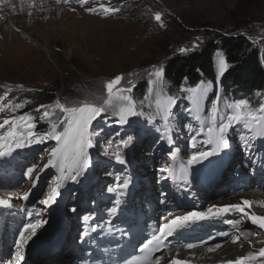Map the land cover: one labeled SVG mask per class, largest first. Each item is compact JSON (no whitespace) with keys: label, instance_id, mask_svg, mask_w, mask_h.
Masks as SVG:
<instances>
[{"label":"rangeland","instance_id":"rangeland-1","mask_svg":"<svg viewBox=\"0 0 264 264\" xmlns=\"http://www.w3.org/2000/svg\"><path fill=\"white\" fill-rule=\"evenodd\" d=\"M13 2L15 3L13 4ZM13 2L11 3L16 6L14 10L9 8L8 4H5L6 6L4 4V6L0 5V9L3 11L5 9L16 12L10 16L14 14L18 16V22L8 19L5 15L0 18V95L7 92L9 88L11 89L4 101V111L0 114L3 119L31 114L36 122L38 132H46V129L48 131L50 123L56 122L62 115L57 109L55 115L48 119H41L44 109H40L38 112L37 109L40 105L53 104L58 98L62 103L67 102L69 106L84 101V99L102 103V99L97 100V97L107 98L104 85L117 75L126 77V80L121 81V86L127 87V79L133 81L135 87L131 95L134 99L136 87L138 88V84L143 81L147 86L145 91H149L148 98L145 99L146 94L136 98L139 102L153 106V100L156 97L152 96V92L153 90H159L164 94V91L160 88L164 84L161 81L158 85L150 86L149 81L154 80V77L149 76L152 66L165 67L169 60L181 53L180 48L191 49L194 42L201 43L202 38H206L210 33H217L218 31L233 33L242 30V33L248 37L247 42L250 44L251 49L255 50L258 56L264 55V0H89L84 8L96 7L98 13L85 11L77 0H69L68 3H64L63 0L60 3H57V0H14ZM33 3L35 6H31ZM134 3L135 7L130 8L127 12V8ZM101 4L106 7L117 8L120 6L121 8L118 12L105 15L102 11H99ZM23 8L27 12L21 15L19 9ZM72 9H75V11ZM157 12L161 13V21H156L154 18ZM1 13L3 12H0V15ZM19 27L21 30H18ZM22 31L25 32L24 34L27 37L22 36ZM197 37H199V41H197ZM212 54L214 55L213 68L218 72V58L219 55H222V52L219 48H216ZM230 69L229 66L226 73ZM132 73L135 75H129ZM184 79L186 78L182 77L180 80ZM181 81H179V85ZM225 84H228V82ZM179 90H176L177 93ZM208 93L209 91L206 92V94ZM26 96H33V99L28 101L29 103H22V99ZM93 96L96 99H92ZM204 97L205 95L199 101L200 109ZM14 100H17V102H14ZM219 103L222 105L221 100ZM13 105H22V107L13 108ZM227 113L228 111L223 107H218L217 123ZM185 120L181 118L180 114L175 115L173 126L175 131L170 138L165 137L163 149L156 148L153 141L141 142L139 138L129 148H120L119 151L126 156L128 161L125 165L117 163L113 154L105 159L97 155V147L89 149L90 167L80 178L83 179L87 171L96 169L100 182L105 184L113 182L109 186L125 177H131L132 180L138 179L141 184L139 189L136 190L134 198H137L135 203H141L142 209L148 204V199L150 200V197H146V195H149L146 189L154 186V201L150 200L148 205L153 207L150 211L156 213L157 210L154 211L156 208L160 209L164 206L161 198L166 197L165 192L171 190L169 183L172 182L173 184L172 177L164 179V176L157 170L168 163L174 166L177 173L180 165H188L187 161L194 152L208 150L211 147L207 143V129L211 127L209 124L211 113L205 124L203 136L196 139L195 144H193L186 131ZM131 125L132 123L123 125L120 132L123 135L126 133L134 134L133 130H129ZM159 126L162 127L161 122ZM109 127L111 128V126ZM62 129L63 125L58 128V130ZM9 130V127L5 126L0 129V134L4 136ZM110 130L112 135L116 131L113 128ZM20 131L23 130L20 129ZM111 134L107 133V140L104 145L108 146V141H112V147H115L119 144L121 138L119 140L117 138L112 139L109 136ZM149 135L147 133L145 138ZM228 135L230 147H236L238 144L233 139L231 130ZM100 139L97 140V146H103ZM169 140L173 144H169ZM145 143L146 147L143 146ZM37 145L16 149L12 156L0 159V200L11 204V208H8L7 212H14L15 210V213H19L18 208L22 204L19 197H22L25 193H29L28 198L33 202L29 206L36 205V202L41 204L51 193L53 186L59 182L57 177L58 174H61L59 171H69L71 173L68 167L71 164V155H69L63 166L45 168L44 165L47 164L51 149L57 145L54 143L47 144L46 141L39 144V147ZM27 150L30 154L23 160L22 154ZM114 151L112 149V153ZM170 152L177 154L174 161L169 158ZM235 156L236 162L229 159L223 167L229 169L231 168L229 166L230 162L234 163L232 170L227 169V174H225V178L232 184L231 189H228L227 184L220 183L223 177L211 180L213 184L207 190L198 188L194 192L197 197L207 196L201 202V206H197L198 210H207L209 204L206 207L204 205L212 197L226 198L239 192L261 190L258 184L263 181L264 174L260 172L259 156L247 154V149L243 147L237 149ZM216 158L217 156L212 157L211 160ZM33 165H36L37 168L33 172L32 178H29L26 171L28 167ZM131 166L134 168L129 170ZM96 171L94 172L96 173ZM229 173L231 176L228 177ZM241 173L244 174V178L241 177ZM244 183H249V185L245 186ZM67 184L62 188H66ZM27 185L28 188H25ZM217 186V190L212 191ZM97 188L100 187L97 186ZM262 189L264 190V187ZM73 190L74 188L68 190L63 205H66L65 207H67L70 215H74L79 227V220L82 217L78 218V209L82 208L85 195L79 191L73 193ZM218 190L219 193H223L218 194ZM200 191L204 193L201 194ZM167 198V202L174 201L172 196H167ZM242 200L240 199L239 202ZM247 200L252 205L251 197ZM116 202L117 199L113 200L111 205ZM2 207L0 206V221H2V218H4V221H2L0 227L4 232H7L8 227L12 225L13 234L8 238V242H11L14 233L17 231L18 224L15 221L17 215L3 213ZM3 211H5V208ZM91 213L94 215L93 211L88 214ZM257 213L264 216L263 211ZM49 214L52 215L48 211L45 212L47 217H51ZM21 215L23 214L21 213ZM159 217L160 215L155 217V220H160ZM227 219H231V217ZM43 226L41 225V227ZM241 229L240 231L246 230L253 236L251 241L247 240L245 243L247 249L255 246L264 248V229L257 226V229L253 230L248 225ZM58 231H61V229L59 228ZM78 233H80V229ZM216 233L214 231L199 234L195 232L190 237L203 236L201 240L195 241L193 245L205 246L215 245L230 238V235L213 239L209 236ZM76 236L78 238V235ZM175 241L171 246L180 244V246L188 248L186 246L189 242H184V237L177 241L178 244ZM9 247L11 248V253L8 251L10 256L13 254L14 248ZM55 250H57L56 247L52 248L50 253ZM69 252L71 253L70 249L66 253L62 252L58 258L50 260L57 262L53 264H77L76 262L79 260L74 261ZM79 252L82 253V248H79ZM165 253L163 251L160 256L164 257ZM1 255L5 259L8 253ZM48 260L49 258L44 257L36 258L31 264H46L49 263ZM180 260L184 261V259ZM261 260H264V258H259L254 264H261ZM12 263L8 260L5 264Z\"/></svg>","mask_w":264,"mask_h":264},{"label":"snow or ice","instance_id":"snow-or-ice-1","mask_svg":"<svg viewBox=\"0 0 264 264\" xmlns=\"http://www.w3.org/2000/svg\"><path fill=\"white\" fill-rule=\"evenodd\" d=\"M61 0H57L60 3ZM64 3H68L69 0H63ZM79 5L84 6L89 3V0H77ZM7 3L10 8L15 9V5L11 3V0H0V5ZM31 6H35L34 3ZM75 11V9H72ZM89 13H98L96 7L84 8ZM120 9L113 7H106L103 4L100 5L99 11H102L105 15H109L118 12ZM0 18H3L0 16ZM155 20L161 21V13H155ZM199 41V37H197ZM199 47L198 43H193L191 49ZM190 48H180L181 53L191 50ZM229 64L223 55H219L218 58V75L223 76L227 71ZM129 75H135L134 73ZM149 76L154 77V80H150L149 84L158 85L163 80L164 68L156 65L152 66V71L149 72ZM126 80L123 75H117L114 78L108 80L104 87L107 91V98L97 97V100L102 99V103H96L91 100H84L77 102L69 106L67 102L62 103L58 98L53 104L40 105L37 111L44 109L41 115V119H48L56 114V110L62 114L56 122L50 123L49 130L46 132L36 131V122L31 114H24L20 116H13L8 119H3L0 122V129L5 126L9 127V131L0 136V159L12 156L16 149H24L37 144H43L47 140H54L56 147H53L49 153L47 167L63 166L71 155V164L68 165L71 170V174L67 176V179L73 182H79L81 176L90 167L89 149L94 147L93 137H98L103 129L96 131L92 128L93 121H96L102 114L111 113V115L117 117L115 123L123 126L130 125L132 117L143 116L144 113L137 109L136 100L132 97L131 93L135 84L131 79H127V87L121 86V81ZM5 92L0 95V112L4 111V101L8 97L9 92ZM192 95V102L199 107L200 99L206 94V87H197L189 89ZM259 95V93H257ZM148 97L146 96L145 99ZM218 102L219 97L211 101V121L212 126L208 127V141L211 145L210 149L194 152L190 159L187 161L188 165H204L205 162L211 163V158L219 156L224 150L230 147L229 131L235 128L237 125L242 126L250 134L247 139H243L244 145L247 147L252 139H264V103H261L258 108H253L250 102L246 99H241L233 104L229 105V111L226 116L217 123L218 115ZM143 103V102H141ZM177 98L173 95L164 96L160 91L156 92L155 101V117H159L162 127H157L155 130L160 135V140H164L165 137H171L175 129L172 127L174 121L173 109L177 105ZM13 108L22 107V105H13ZM196 119H199L197 116ZM150 123H156L155 118H150ZM63 125V130L58 128ZM20 129H24L20 131ZM196 132L191 136L193 144H195L196 137L199 135ZM138 135L126 133L116 146V150L113 152L114 159L117 163L125 165L128 163L126 156L122 154L120 148H129L137 139ZM10 141V142H6ZM172 143L171 140H169ZM112 141H108V148L105 149V154L108 153L112 147ZM169 158L171 160L176 159L174 152H170ZM37 166L33 165L27 168L26 175L32 178V174L36 171ZM165 179L168 177H175L176 172L172 164L165 163L158 170ZM38 179V177H37ZM132 183L131 177H125L122 180L116 182L114 185L107 187L108 193H120L123 195L129 189ZM58 187L52 188L51 193L42 201L46 206H50L57 201V197L60 195ZM29 193H25L22 199L27 200ZM0 206L11 207L10 203L4 200H0ZM251 202L244 200L242 204H231L225 206L213 205L206 211L200 212H187L183 215L176 216L165 224L161 225L158 234L152 236L151 239L142 243L139 251L141 256L133 257L129 261H125V264H160L163 256L153 258V254L160 252L164 245V242L168 237L173 236L178 230L184 229L191 224L199 223L214 218L221 217L229 212H238L242 214V217H246L248 221L253 225H257L260 229H264V216H258L255 213L246 211L247 208H251ZM75 211V209H73ZM118 212V208L113 206L109 210L110 215H115ZM85 220L88 217L84 218ZM241 223V220H237L233 223V227L236 228ZM41 226V221L35 223L26 224L22 231L19 232V239L16 243L15 259L16 264H20L24 260L22 249L29 241L37 235V229ZM83 235H87L84 233ZM221 235L228 236L229 233L225 232ZM240 239L239 236L233 237V242ZM188 248H193L195 245L188 244ZM216 248H220L221 245H215ZM213 248H208V251H213ZM259 258H264V248L259 249L258 252H248L246 256L237 258L235 261H229L228 264H254ZM170 264H187L186 261L177 260L173 258ZM261 264H264V260H261Z\"/></svg>","mask_w":264,"mask_h":264},{"label":"bare ground","instance_id":"bare-ground-1","mask_svg":"<svg viewBox=\"0 0 264 264\" xmlns=\"http://www.w3.org/2000/svg\"><path fill=\"white\" fill-rule=\"evenodd\" d=\"M13 1L14 0H11V2ZM14 3L15 2H13V4ZM19 10L21 11V15L27 12L25 8ZM0 12H3L1 13L0 16L5 15V17H8V19H13L14 21L18 22V16H16V14L10 16L12 13H16V12L5 9L4 11L0 9ZM18 30H21V28L19 27ZM24 33L25 32L22 31V36L24 35V37H27L25 36ZM233 157L231 158V160H233V162L234 161L236 162L237 160L235 159L236 156L234 155ZM219 170H221L220 167ZM214 175H216V171L212 170L210 172V176L213 177ZM221 177L223 178L221 179L220 183L223 182L224 184H227L228 189H231L232 184L229 183V181L225 178V174H222ZM184 178H185L184 171L181 170L180 175L175 179L183 181ZM200 182L201 181L199 179L194 178L192 183L190 184V187H184L181 186L180 184H177L176 187H179L181 189V192L185 193L187 190L191 189L192 194L191 195L178 194L177 196V192H173V191L168 192V194H170L168 195V197L172 196L174 201L167 202L168 198L166 196L164 199L161 200L164 203L163 208L157 209V212L155 211L156 213L151 212L150 210H152L153 208L152 206L148 205L150 200L154 201V197H153V194L155 192V190L153 189L154 186L152 188L150 187L146 189L149 192V195L146 194L145 195L146 197H150V200L148 199L147 201L148 204H146V207L144 209L141 208V203L138 204L135 203L137 198L134 197L133 199L129 198V204H131V206L140 208L143 211V212H139L138 209L137 214L133 213V208L132 210L126 209V211L125 209H123L125 206V202L123 199H120L118 203V212L115 215H109L110 209L106 206V204L102 205V203H99L101 212L94 216L92 223H90V217H88L87 220L84 219V221L82 222L84 229L81 231L80 233L81 235L77 240L75 238L77 233L79 232V227L77 225L78 223H76L77 221H75L74 215L69 214V212L67 211V207H65L66 205H61V197L63 194H65L64 192L66 191L67 187L73 185L74 182L72 180L68 182L66 188L64 189L61 188L62 190L59 189L60 195L57 197L56 203L50 206L36 203V205L33 206L30 205L26 208L25 206L27 205V203L25 202L24 199L19 197L22 203L19 205L18 208L19 213H15V210L14 212L13 211L7 212L8 208L11 207H6V206H3L1 210L5 214L14 213L15 215H17L18 220L24 223V225L19 230V232L23 230L26 224L35 223L36 221H41V225H44L43 227L40 226L37 229V235L33 237V239L29 241L28 244L25 245V247L22 249V251L24 250L23 252L24 260L21 261L20 264H31L33 260H36V258H43V257L49 258V260L47 261L49 263L46 264H53L55 261L54 260L51 261L50 259L58 258L62 252L63 253L68 252V249L71 250V253L70 252L69 253L70 256L74 258V261L79 260L76 262L78 264H110L115 260H117L118 258L125 256L128 252L133 251L135 249V240L139 237V230L142 227L144 228L148 227V230H150V232L155 233L159 230L161 225L165 224L168 220H171L176 216L183 215L190 211L191 212L205 211L206 209L204 210L191 209V208H197V206H201V202L203 201V199L207 197L206 195L202 197H197V195L194 193L196 190H198L197 187L200 186V184L201 186L205 185L207 183V180H204L202 183ZM87 185L89 186V184ZM258 185L261 190L258 189L255 192H251V191L250 192L246 191L244 193L239 192L233 194L232 196H228L226 198L212 197L208 199V201L205 203L204 206L206 207L207 204H209L208 205L209 208L213 205L225 206L231 204H242L244 200H247L249 197H251L253 201L252 207L250 209L246 207V211L261 216L257 212L259 211L264 212V190L262 189V187H264V179ZM135 187L136 186H134V188ZM25 188H28V185L25 186ZM129 190L131 193L133 192V188ZM106 193L108 192L106 191ZM222 193L223 192H221V194ZM240 199L243 200L239 202ZM4 208L5 211H3ZM47 211L52 214V215L49 214L51 217H47L45 215V212ZM83 211L86 212L87 209H84ZM21 213L23 215H21ZM144 214L148 215L146 221H142L140 219V216ZM159 215H160L159 217L160 220L157 219L155 220V217ZM135 216L138 217L137 218L138 224L136 226H132V223L135 221ZM229 217H231V219H227ZM237 220H241V223L236 228H234L233 223ZM2 221H4V218H2ZM2 221H0V225ZM10 224H12V222H10ZM247 225L253 230L257 229V225L251 224V222L248 221L246 217H242V214L235 211L224 214L218 218L191 224L184 229L178 230L176 234L169 237L165 241V248L164 250H162L161 253H163V251L166 253L163 259H161L160 264H170L173 258L177 260L184 259V261H186L187 264H228L229 261H235L239 257L246 256L248 254L247 252L250 251L258 252L259 249L261 248H257L255 246V247H251L250 249H247L245 247V243L247 242V240L251 241L253 239V236L248 231L246 230L240 231L242 230L241 228ZM59 228L61 229V231H58ZM127 228L131 229L130 237L129 238L124 237L123 239L121 233ZM2 231L3 229L0 227V236L2 240V242L0 243V264H5L8 260L10 263L13 262L12 264H16L15 255L13 254L16 251L15 242L19 239V232L17 230L18 234L16 232L17 234L16 238H14L11 242H8V238H10V236L13 234L12 225L8 227L7 232L4 231L2 232ZM209 231L217 232L216 234L209 235L212 239L216 237H224L225 235H221V234L225 232L230 233V238L226 241L218 242L215 244V245L220 244L221 245L220 248H216L215 245H206V246L195 245V247L191 249L182 247L180 246V244L171 246V244L174 243V240H176L175 242L176 244H178L177 241H180L182 237H184V242L186 243L189 242L187 243V245L194 244L195 241L198 242L197 240H201L203 236L201 237L198 235L192 238L190 237L192 233L195 234L196 232L199 234L201 232L206 233ZM84 233H87V235H83ZM149 236L151 235L143 236V241L146 240ZM236 236H239L240 239L236 242H233V237ZM8 243L9 246H12V248H14V250L12 251L13 254H11L10 256H9V252L11 251V248L8 246ZM80 244L82 246H80ZM54 247H56L57 250H55L53 253H50V250ZM210 247L214 249L211 252L208 251V248ZM79 248H82V253L79 252ZM41 250H43V253L41 252ZM7 253L8 255L5 258L6 259L5 260L2 258L1 254L6 255ZM161 253L158 254L156 257H160ZM11 259L14 261H12Z\"/></svg>","mask_w":264,"mask_h":264},{"label":"trees","instance_id":"trees-1","mask_svg":"<svg viewBox=\"0 0 264 264\" xmlns=\"http://www.w3.org/2000/svg\"><path fill=\"white\" fill-rule=\"evenodd\" d=\"M134 7L135 3L127 8V12H129L130 8ZM117 8L120 9L121 7L118 6ZM247 41L248 37L242 33V30H237L233 33L218 31L217 33L208 34L206 38H202L199 47L188 52L179 53L169 60L165 67L163 66L164 77L162 82L164 86H160V88L166 96L173 95L176 97L177 89H184L182 93L185 96L187 89L201 84L208 86L207 90L209 93L206 94V105L211 103L216 93L219 92L223 97L224 103L227 105H231L241 99H246L253 108H258L264 96V55L258 56V53L251 49ZM216 48L221 50L222 55L231 67L223 76L218 75V72L213 68L214 55L212 53H214V49ZM240 71L243 72L241 73ZM182 77L186 79L181 81ZM179 81H181L180 85ZM225 81L228 84H225ZM138 86L134 93L137 108L150 114L154 113V108L147 107V103H141L136 98L145 94L148 96L149 94V91H145L147 86L143 81ZM94 97L92 99H96ZM32 99L33 96H26L21 102L25 103ZM14 102H17V100H14ZM185 102V98L178 101V103ZM107 114L111 113L103 115ZM152 116L156 118L155 115L152 114ZM102 118L104 117H99L96 121H93V124L99 122ZM2 121L0 114V122Z\"/></svg>","mask_w":264,"mask_h":264}]
</instances>
